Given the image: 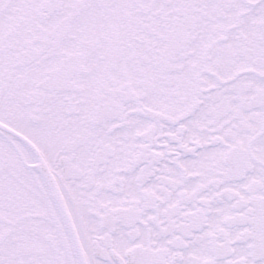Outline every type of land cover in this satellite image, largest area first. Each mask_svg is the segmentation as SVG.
Here are the masks:
<instances>
[{"label":"snow or ice","instance_id":"6c2138e0","mask_svg":"<svg viewBox=\"0 0 264 264\" xmlns=\"http://www.w3.org/2000/svg\"><path fill=\"white\" fill-rule=\"evenodd\" d=\"M0 264H264V0H0Z\"/></svg>","mask_w":264,"mask_h":264}]
</instances>
